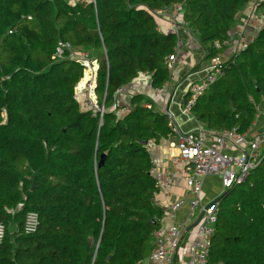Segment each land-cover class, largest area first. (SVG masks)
<instances>
[{
    "label": "trees",
    "instance_id": "16d2710c",
    "mask_svg": "<svg viewBox=\"0 0 264 264\" xmlns=\"http://www.w3.org/2000/svg\"><path fill=\"white\" fill-rule=\"evenodd\" d=\"M251 1L0 0V264L145 260L165 216L148 144L171 128L145 94L123 107L118 94L140 75L156 89L169 80L178 33L157 22L172 8L205 59L222 56L224 74L188 111L212 131L248 132L264 110V22L238 50L225 41ZM80 50L96 63L101 123L76 98L85 64L72 56ZM256 162L207 204L216 214L204 264H264V150ZM30 211L37 226L27 233Z\"/></svg>",
    "mask_w": 264,
    "mask_h": 264
},
{
    "label": "built area",
    "instance_id": "2783aa9c",
    "mask_svg": "<svg viewBox=\"0 0 264 264\" xmlns=\"http://www.w3.org/2000/svg\"><path fill=\"white\" fill-rule=\"evenodd\" d=\"M243 17V29L231 30L230 35L232 38L225 41V45L234 50L246 46L247 42L252 39L258 28L264 22L263 15L251 7H248L244 11ZM173 21L175 25L177 20L174 18ZM215 46H218V43H215ZM57 52L61 53L62 49L59 47ZM72 57L80 59L85 64L83 76L75 86L76 96L85 72L91 70L90 73H87L88 77L84 82L80 94L82 95V103L84 106L79 104L81 108L83 107L82 109L89 110L92 112V115L98 116L99 123H101L104 115V106L99 104L94 94L95 60L90 58V55L86 51L81 50L74 52ZM221 59L222 56L219 55L214 57L211 60L213 64L210 68L211 71L206 73L202 81L190 85L189 91L191 95L187 100V104L183 105L185 111H188L190 105L194 103L197 96L208 85L224 74L221 68L217 67ZM166 61L168 68L172 70L177 58L175 55L170 56ZM144 76L148 85L149 76ZM118 110L120 111L121 109ZM162 111L165 110L162 109ZM258 120L260 124H257ZM168 125L171 128L170 136L175 138V144L179 151L178 154L170 156V161L175 170L179 168L182 170V178L186 187L189 189V197L173 202H165L166 207L164 212L169 217L170 222H164L165 218H163L162 225L153 231V249L145 258V261L155 262L156 264H172L177 255L181 237L188 227L187 224L192 222L191 219L194 211L199 207L201 211L200 218L198 217V221L196 220L194 222L197 224L199 234L190 246L191 255L190 261L187 264H204L208 256L216 208L215 206L209 207L207 204L204 206L201 202L200 196L203 180L209 175L219 176L224 190L245 181L248 173L257 163V156L264 150V110L259 111L258 118L253 123V128H250L244 134H238L234 130L215 132L207 128L181 131L174 117L169 118ZM251 129H254V132ZM223 144H229V146L235 149V152L223 151ZM175 170L168 171L165 181L158 182V193L164 198L168 196V190L171 187V179L175 174ZM183 208H186L187 214L185 220L178 223L179 211ZM36 226L37 214L30 211L25 216L24 232H34ZM3 234L4 226L0 224V241L2 240Z\"/></svg>",
    "mask_w": 264,
    "mask_h": 264
},
{
    "label": "crops",
    "instance_id": "0c3cea01",
    "mask_svg": "<svg viewBox=\"0 0 264 264\" xmlns=\"http://www.w3.org/2000/svg\"><path fill=\"white\" fill-rule=\"evenodd\" d=\"M172 11V8L165 10L157 22V26L160 31L170 32L171 30H177L178 33L176 46L177 61L174 70L170 73L169 80L162 88L156 89L148 86L145 76L140 75L120 91L116 101L123 107L128 105L130 96L132 94H145L150 99H152L153 105L156 109H164L165 111L170 112L181 131H192L205 127L189 111H185L183 109V97L185 96L191 84L200 81L205 77L207 71L209 70L210 64L208 63V60L205 59V49L196 40L193 34L186 27L179 23L174 25L173 20L175 18V14L171 13ZM242 14L243 11L237 16V20L232 30H237V25L240 23V20L243 16ZM222 55L224 57L228 55L227 49ZM148 147L153 163L151 172L156 177L158 182L165 181L167 172L170 170H175L170 161L171 155L178 154V149L175 146V139L172 136H168L162 138L158 142L150 141ZM222 150L231 153L235 152V149L232 146H229V144H223ZM174 173L175 174L171 179V187L168 190V196L164 198L161 194L157 193L154 198L157 204L163 210H165L166 207L165 202H173L189 197V189L186 187L182 178V170L179 168L175 170ZM216 181L220 183L219 176L209 175L204 178L200 196L201 202L202 196L204 200V197L207 195L206 193L210 192L211 187ZM218 191H220L218 194L222 192V190ZM206 202L202 204H208ZM186 214V208L181 209L179 211L177 222L180 223L184 221ZM164 218V222H170L168 216L165 215ZM194 222L195 221L192 220L191 224ZM194 233L195 229L189 225L186 229L184 238L181 240L178 253L175 256L172 264L188 263V248L191 239L195 236ZM139 264L156 263L143 260Z\"/></svg>",
    "mask_w": 264,
    "mask_h": 264
},
{
    "label": "rangeland",
    "instance_id": "374dc122",
    "mask_svg": "<svg viewBox=\"0 0 264 264\" xmlns=\"http://www.w3.org/2000/svg\"><path fill=\"white\" fill-rule=\"evenodd\" d=\"M71 1H73V0H71ZM259 1H261V0H253V1H251L247 6H246V8L244 9V10H246L248 7H251V8H255L259 13H261L262 15H263V17H264V10L263 9H261V8H259V6H258V4H259ZM243 19H244V17L242 16V18H241V20H240V23L237 25V30H239L240 28L241 29H243ZM258 28V27H257ZM250 33V32H249ZM249 33H246V34H249ZM90 58H92V57H90ZM92 60V59H91ZM208 63L210 64L209 65V67L210 66H213V64H212V62H211V60L210 61H208ZM90 71L91 70H88V71H86L85 72V74H84V78H83V81H82V83H81V85H80V87H79V91L77 92L78 94H77V99H78V101H79V103L82 105V106H84L83 105V103H82V95H80L81 94V90H82V87L84 86V82L86 81V79H87V77H88V74L87 73H90ZM259 106H260V108L262 109V107L264 106L263 105V102H261L260 104H259ZM83 108V107H82ZM160 111H162V110H160ZM166 114H168V122H169V118L171 119L173 116H171V114H170V112H168L167 111V113ZM257 124H260V121L258 120V122H257ZM175 139V138H174ZM175 146H177L176 144H175ZM149 148V147H148ZM177 149H178V147H177ZM179 152V151H178ZM221 183V182H220ZM219 182H215L214 184H213V186L211 187V190H210V192H208V193H206L207 195H206V197H204V200H203V196H202V203H205L206 201H208V202H206V203H209L210 201H212L216 196H218L219 194H218V192H220V191H218V190H222V192L224 191V189H223V187H222V185L220 184ZM221 192V193H222ZM218 194V195H217ZM206 200V201H205ZM204 206H206V204L204 205ZM200 213H201V211H200V209H199V207H197L196 209H195V211H194V214H193V217H192V219H191V221L193 220V221H196L197 219H198V217L200 216ZM188 226L190 225V226H192L194 229H195V233H194V237L191 239V241H190V245H189V248H188V250H189V254H188V262L190 261V255H191V251H190V246H191V244L193 243V241H194V239L195 238H197L198 237V234H199V232L197 231L198 230V228H197V224L196 223H193V224H191V223H188L187 224ZM186 234V231L183 233V235H182V237H181V240L184 238V235ZM201 235H202V233H201ZM181 240H180V244H181ZM180 244H179V246H180ZM179 249V248H178ZM177 253H178V250H177Z\"/></svg>",
    "mask_w": 264,
    "mask_h": 264
},
{
    "label": "water",
    "instance_id": "95a60500",
    "mask_svg": "<svg viewBox=\"0 0 264 264\" xmlns=\"http://www.w3.org/2000/svg\"><path fill=\"white\" fill-rule=\"evenodd\" d=\"M165 112L167 113V111H165ZM199 218H200V217H199ZM199 218H198V219H199ZM197 221H198V220H197Z\"/></svg>",
    "mask_w": 264,
    "mask_h": 264
}]
</instances>
